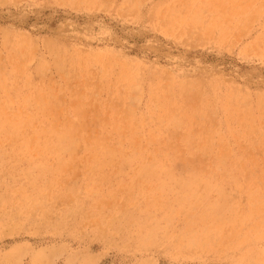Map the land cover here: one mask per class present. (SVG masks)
<instances>
[{
	"label": "rangeland",
	"instance_id": "374dc122",
	"mask_svg": "<svg viewBox=\"0 0 264 264\" xmlns=\"http://www.w3.org/2000/svg\"><path fill=\"white\" fill-rule=\"evenodd\" d=\"M0 264H264V0H0Z\"/></svg>",
	"mask_w": 264,
	"mask_h": 264
}]
</instances>
